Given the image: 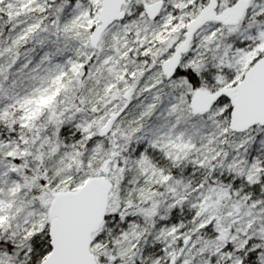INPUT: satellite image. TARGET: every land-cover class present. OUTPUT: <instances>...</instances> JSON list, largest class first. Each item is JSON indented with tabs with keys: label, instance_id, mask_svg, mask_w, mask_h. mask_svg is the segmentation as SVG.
<instances>
[{
	"label": "snow or ice",
	"instance_id": "obj_1",
	"mask_svg": "<svg viewBox=\"0 0 264 264\" xmlns=\"http://www.w3.org/2000/svg\"><path fill=\"white\" fill-rule=\"evenodd\" d=\"M0 264H264V0H0Z\"/></svg>",
	"mask_w": 264,
	"mask_h": 264
}]
</instances>
